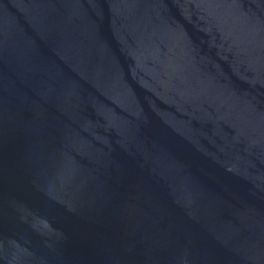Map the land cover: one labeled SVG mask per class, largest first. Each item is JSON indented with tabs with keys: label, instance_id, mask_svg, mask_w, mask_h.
Listing matches in <instances>:
<instances>
[{
	"label": "water",
	"instance_id": "obj_1",
	"mask_svg": "<svg viewBox=\"0 0 264 264\" xmlns=\"http://www.w3.org/2000/svg\"><path fill=\"white\" fill-rule=\"evenodd\" d=\"M0 264H264V0H0Z\"/></svg>",
	"mask_w": 264,
	"mask_h": 264
}]
</instances>
